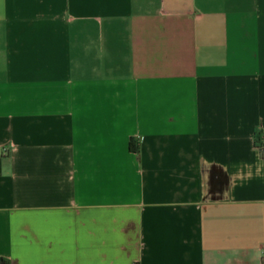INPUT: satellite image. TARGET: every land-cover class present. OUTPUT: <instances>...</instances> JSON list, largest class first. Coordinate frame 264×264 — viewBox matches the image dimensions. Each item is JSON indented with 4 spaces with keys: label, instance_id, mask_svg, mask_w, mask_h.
Segmentation results:
<instances>
[{
    "label": "crops",
    "instance_id": "1",
    "mask_svg": "<svg viewBox=\"0 0 264 264\" xmlns=\"http://www.w3.org/2000/svg\"><path fill=\"white\" fill-rule=\"evenodd\" d=\"M0 259L264 264V0H0Z\"/></svg>",
    "mask_w": 264,
    "mask_h": 264
},
{
    "label": "trees",
    "instance_id": "2",
    "mask_svg": "<svg viewBox=\"0 0 264 264\" xmlns=\"http://www.w3.org/2000/svg\"><path fill=\"white\" fill-rule=\"evenodd\" d=\"M130 147H131V149L134 152H138L139 151L138 143H136V141L134 139L131 140ZM0 264H9V263L6 260H4V259H0Z\"/></svg>",
    "mask_w": 264,
    "mask_h": 264
}]
</instances>
